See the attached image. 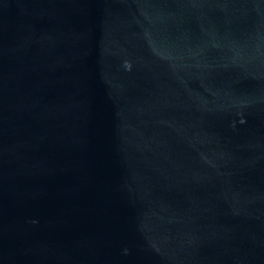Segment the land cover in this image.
<instances>
[{
	"label": "water",
	"instance_id": "water-1",
	"mask_svg": "<svg viewBox=\"0 0 264 264\" xmlns=\"http://www.w3.org/2000/svg\"><path fill=\"white\" fill-rule=\"evenodd\" d=\"M0 264H264V0H0Z\"/></svg>",
	"mask_w": 264,
	"mask_h": 264
}]
</instances>
